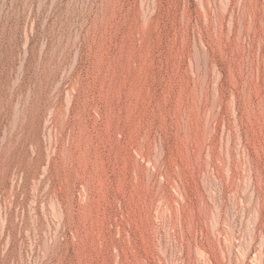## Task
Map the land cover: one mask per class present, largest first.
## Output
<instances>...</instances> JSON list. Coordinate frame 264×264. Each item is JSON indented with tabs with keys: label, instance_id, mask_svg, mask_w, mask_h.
I'll use <instances>...</instances> for the list:
<instances>
[{
	"label": "rangeland",
	"instance_id": "1",
	"mask_svg": "<svg viewBox=\"0 0 264 264\" xmlns=\"http://www.w3.org/2000/svg\"><path fill=\"white\" fill-rule=\"evenodd\" d=\"M0 264H264V0H0Z\"/></svg>",
	"mask_w": 264,
	"mask_h": 264
}]
</instances>
